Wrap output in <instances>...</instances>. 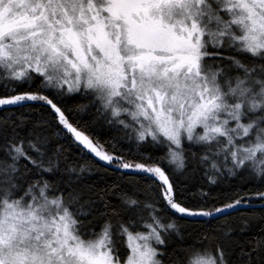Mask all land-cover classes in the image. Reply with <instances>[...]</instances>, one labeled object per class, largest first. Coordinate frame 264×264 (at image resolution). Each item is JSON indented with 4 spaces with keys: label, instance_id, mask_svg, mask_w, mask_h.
<instances>
[{
    "label": "snow or ice",
    "instance_id": "1",
    "mask_svg": "<svg viewBox=\"0 0 264 264\" xmlns=\"http://www.w3.org/2000/svg\"><path fill=\"white\" fill-rule=\"evenodd\" d=\"M0 113V264H264V0H0Z\"/></svg>",
    "mask_w": 264,
    "mask_h": 264
},
{
    "label": "trees",
    "instance_id": "2",
    "mask_svg": "<svg viewBox=\"0 0 264 264\" xmlns=\"http://www.w3.org/2000/svg\"><path fill=\"white\" fill-rule=\"evenodd\" d=\"M77 102L79 103H87L86 100H83V99H80V98H77L76 100H69L68 103L70 105H74L76 104ZM18 111H26V109H19ZM0 115H4V113H0ZM33 118H38L35 114H33ZM90 117H87L86 116V119H89ZM97 132L103 136L105 139L108 138V129H107V125H104L102 127H97ZM158 155L162 154V152H158L157 153ZM75 161H79L81 163H83L84 161L83 160H80V157H79V153L77 152H73L72 153V160H70L69 162L72 163V162H75ZM89 162H91L89 160ZM178 180L183 182V181H187V187L191 188L192 191H196L201 185H203L205 187V190H207L208 186H207V182L206 180L203 178V173L201 171H194L193 168L191 166L188 167L187 171L182 174V175H179L178 174ZM92 179H95V177L93 176ZM239 183V181L237 180H232V181H227L225 182L222 187L223 188H228V186L230 184H237ZM220 191L219 188H215L213 189V194H216ZM258 203V202H257ZM240 213H236V212H233V216H237L239 215ZM224 217H221V219H223ZM181 223L183 224H187V225H190L191 222L190 221H181ZM191 230V228L189 229ZM187 235V233L185 234Z\"/></svg>",
    "mask_w": 264,
    "mask_h": 264
}]
</instances>
